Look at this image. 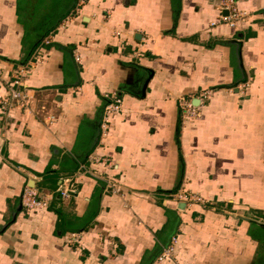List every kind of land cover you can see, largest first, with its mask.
Instances as JSON below:
<instances>
[{
    "label": "crops",
    "instance_id": "obj_1",
    "mask_svg": "<svg viewBox=\"0 0 264 264\" xmlns=\"http://www.w3.org/2000/svg\"><path fill=\"white\" fill-rule=\"evenodd\" d=\"M236 1L231 28L220 0H0V97L25 96L0 109V264H264V0Z\"/></svg>",
    "mask_w": 264,
    "mask_h": 264
},
{
    "label": "built area",
    "instance_id": "obj_2",
    "mask_svg": "<svg viewBox=\"0 0 264 264\" xmlns=\"http://www.w3.org/2000/svg\"><path fill=\"white\" fill-rule=\"evenodd\" d=\"M218 18L220 23L226 24L231 28L238 27L239 23L244 20L247 13L244 10H241L238 7L236 0H220V3L218 5ZM71 17L74 15V12H70L68 14ZM68 19V18H66ZM216 22H211L210 25H214ZM50 43L49 36H45L42 40V44L38 45V48L36 49V53L34 54L33 58H38L40 56V53L42 51L41 46L47 45ZM41 45V46H40ZM76 60H78L77 57H75ZM35 60V59H34ZM31 66L28 65H19L13 72V82L15 84H19L20 78L29 74ZM212 93V90H202L200 92L199 97L201 98V104L204 99H207V97ZM113 100H110L104 105L102 117H101V126H100V136L104 137L107 132V128L110 125L109 117L112 115L114 111H117L119 109V103L120 99L116 96L112 97ZM25 104V96L23 93L20 92V90L10 88L9 94L4 97H0V109L3 111H7V109L13 107L14 105H24ZM177 105L179 108V112L183 117L186 118H193L198 115V109L196 106H194L189 100H187L184 97H181L177 101ZM89 161L91 162L92 166L102 164V165H109L110 162H107L106 158H100L97 155H90ZM77 171L82 173H91V171L86 169L84 165L79 166ZM106 185L112 186L111 182L106 179ZM59 196L61 198H69L70 196H75L77 194V189L72 183L71 178H62L61 181L58 184L57 187ZM117 191V187H116ZM171 197L173 199H176L177 201H181L184 204H190L194 203L196 201H202L201 198L197 195L189 194L185 189H178L174 193L171 194ZM21 203L23 206H25L28 210H34L39 208H46L47 203L45 199H41L37 197L36 192L26 186L23 189L22 195H21ZM70 236L73 238H76L75 233H70ZM177 242L176 237H172L171 242L164 248L163 252L158 257V260H162L165 257L169 258L172 256L174 251L175 243Z\"/></svg>",
    "mask_w": 264,
    "mask_h": 264
},
{
    "label": "trees",
    "instance_id": "obj_3",
    "mask_svg": "<svg viewBox=\"0 0 264 264\" xmlns=\"http://www.w3.org/2000/svg\"><path fill=\"white\" fill-rule=\"evenodd\" d=\"M48 34V32L45 34V35H47ZM38 45V44H37ZM36 47V46H35Z\"/></svg>",
    "mask_w": 264,
    "mask_h": 264
},
{
    "label": "water",
    "instance_id": "obj_4",
    "mask_svg": "<svg viewBox=\"0 0 264 264\" xmlns=\"http://www.w3.org/2000/svg\"><path fill=\"white\" fill-rule=\"evenodd\" d=\"M263 225V227H264V224H262Z\"/></svg>",
    "mask_w": 264,
    "mask_h": 264
}]
</instances>
